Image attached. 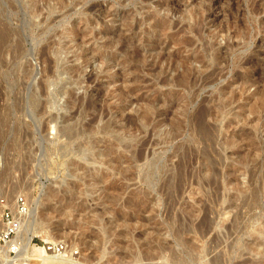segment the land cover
I'll list each match as a JSON object with an SVG mask.
<instances>
[{"label":"rangeland","instance_id":"374dc122","mask_svg":"<svg viewBox=\"0 0 264 264\" xmlns=\"http://www.w3.org/2000/svg\"><path fill=\"white\" fill-rule=\"evenodd\" d=\"M34 1L0 0V207L42 226L32 264H264V0Z\"/></svg>","mask_w":264,"mask_h":264},{"label":"bare ground","instance_id":"6f19581e","mask_svg":"<svg viewBox=\"0 0 264 264\" xmlns=\"http://www.w3.org/2000/svg\"><path fill=\"white\" fill-rule=\"evenodd\" d=\"M28 8H29V13L32 14V15L38 12V8H37V5L35 4L34 0H30ZM167 24H168V22H167ZM160 27H161V25H160ZM3 36H6V34H4ZM58 53H59V50H58ZM262 106H263V104L260 101H258V102L254 101V103H251L249 106H247V105H245L243 103H238V105H237L238 110L235 111L234 117H227L225 115V113L223 114L224 111L222 109L218 110V114L222 115L221 116L222 119L219 116V118L221 119L222 124L224 126L228 127V125H230L233 121L236 122V120H235L236 117H237V119L238 118L242 119L245 122L246 118H242V116H241L243 109L246 108L249 111V113L257 114V113L260 112ZM203 114H204L203 112L199 113L200 116L203 115ZM13 207H14V209L16 208L15 200H14ZM1 208L2 207H0V212H1ZM12 212H13V214H15L19 218V228H18L16 234L13 236V238L9 242H5V245L3 246V250L5 252H7L10 249L9 253H11V247L12 246H13L12 248H14L13 252H15V254H14V256L12 258H9V259L6 260V264H12L13 262H18V263H25L26 262L27 264H32L35 260H38V258H40L42 256H30L29 255L28 248H29V245H30V239L32 238V236L40 234L43 231L42 230L43 228L38 223V221L30 219L29 218V214H27V213L19 214L18 212H16V210H14ZM0 227H1V221H0ZM15 245H17V247H14ZM69 252L71 253V251L67 247H62L61 246V247H59V250L54 251L55 254H52L51 256L46 257V258H52L54 256H58L57 258L64 259L67 256L70 257V255H67V253H69ZM43 253H44V251L42 252V254Z\"/></svg>","mask_w":264,"mask_h":264},{"label":"built area","instance_id":"2783aa9c","mask_svg":"<svg viewBox=\"0 0 264 264\" xmlns=\"http://www.w3.org/2000/svg\"><path fill=\"white\" fill-rule=\"evenodd\" d=\"M1 203L3 202L1 201ZM15 206H16L15 210L19 214H25L27 212L28 204L22 196H18L16 198ZM0 218H1L0 242L1 243L9 242L16 234L19 228V218L15 214H13V212H11L9 209L5 207L1 208ZM12 247H11V254L14 253L13 252L14 248ZM14 247H17V245H15ZM58 247H60V245H58ZM57 250H59V248H57Z\"/></svg>","mask_w":264,"mask_h":264}]
</instances>
